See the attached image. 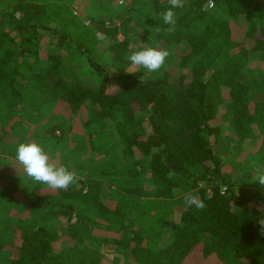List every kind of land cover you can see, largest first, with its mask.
I'll use <instances>...</instances> for the list:
<instances>
[{"label": "trees", "instance_id": "trees-1", "mask_svg": "<svg viewBox=\"0 0 264 264\" xmlns=\"http://www.w3.org/2000/svg\"><path fill=\"white\" fill-rule=\"evenodd\" d=\"M169 7L122 4L91 20L101 39L76 0H0V167L34 141L78 177L0 172V264H105L104 245L122 264H264V0H185L174 26ZM144 47L168 51L159 71L130 65Z\"/></svg>", "mask_w": 264, "mask_h": 264}, {"label": "clouds", "instance_id": "clouds-1", "mask_svg": "<svg viewBox=\"0 0 264 264\" xmlns=\"http://www.w3.org/2000/svg\"><path fill=\"white\" fill-rule=\"evenodd\" d=\"M171 7L162 13L163 22L174 26L176 13L173 9L182 8L185 0H169ZM169 53L166 49L157 47H144L140 50L131 51L128 60L135 69H146L148 72L159 71L165 63ZM136 73V71L130 72ZM15 160L22 166L26 176L39 184L46 185L48 189H67L77 179V173L69 170L64 165L50 162V156L44 147L34 141L18 144L15 152ZM254 182L264 187V164L252 166ZM187 206L202 210L206 205L198 195L188 193L184 197ZM259 211L264 212V204L260 205ZM264 226V224H262ZM259 235L264 236V227Z\"/></svg>", "mask_w": 264, "mask_h": 264}, {"label": "rangeland", "instance_id": "rangeland-1", "mask_svg": "<svg viewBox=\"0 0 264 264\" xmlns=\"http://www.w3.org/2000/svg\"><path fill=\"white\" fill-rule=\"evenodd\" d=\"M152 0H140L139 3L136 5H133L131 3L134 2V0H76V12L75 14L80 16L85 24H87L88 26L91 27L90 30H92V33H94V35L97 38H103V36L97 31V29L90 25L91 24V20H97L99 18H101L102 20L105 19L106 16L114 14L116 12H118V6L122 5V4H130L131 6L135 7V8H140L144 11H147L148 6L150 4ZM262 18V17H261ZM260 18V20H261ZM119 40H122L123 37L121 35H118ZM104 55L107 54V51H104L103 53ZM252 68H255V64H251ZM173 70L174 67H173ZM117 88V81L114 78H111V80H109L108 82V87H107V92L109 93H114L116 91ZM226 94V92L224 91V95ZM258 107V105H257ZM254 106H253V102L251 104L250 109L253 110ZM63 110V107L60 105H57L55 108H53V112L56 113L58 112L59 114L61 113V111ZM225 114H224V109L223 107L220 108L218 116H217V123L224 126L226 129L228 128L227 123L225 122ZM66 122H68V120H66ZM224 135H229L228 132ZM227 138H229L227 141L231 142V146L235 147V142L231 141L230 136H228ZM230 144V143H229ZM0 157H3L2 155H0ZM8 162H12L11 159H6ZM0 172L1 173H7V172H15L18 174L24 173L22 166L19 164L18 166L15 165H11V166H3L0 167ZM172 223V218L170 220H168V222L166 223V226H170V224ZM166 231H168V228L166 229ZM101 252L104 255V263L105 264H113V262H115V264H122L124 261L121 257H119V259L117 261H114V258H117V253L115 251V247L112 245H104L101 248ZM199 264H218L216 261L211 260L207 261V260H203L200 257V260L198 261ZM193 264L191 261L187 262V264Z\"/></svg>", "mask_w": 264, "mask_h": 264}, {"label": "built area", "instance_id": "built-area-1", "mask_svg": "<svg viewBox=\"0 0 264 264\" xmlns=\"http://www.w3.org/2000/svg\"><path fill=\"white\" fill-rule=\"evenodd\" d=\"M207 9H210L211 7H213V4L212 2H208L207 5H206Z\"/></svg>", "mask_w": 264, "mask_h": 264}]
</instances>
